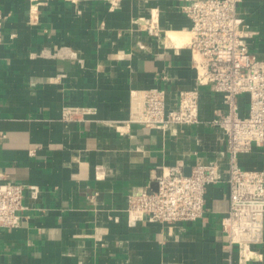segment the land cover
Here are the masks:
<instances>
[{
  "label": "crops",
  "instance_id": "1",
  "mask_svg": "<svg viewBox=\"0 0 264 264\" xmlns=\"http://www.w3.org/2000/svg\"><path fill=\"white\" fill-rule=\"evenodd\" d=\"M181 5L0 0V172L40 191L35 201L25 197L20 227L0 230V264H237L236 247L227 249L220 231L228 209L223 183L208 187L204 215L194 223L131 224L125 213L130 195L156 190L161 167L177 165L188 175L196 162L225 161L223 134L209 126L171 135L123 124L130 90L163 89L173 108L180 91L197 88L189 50L167 35L189 32ZM239 11L254 32L249 50L264 62V0H243ZM152 15L166 32L161 40L146 30ZM198 90L206 122L221 101L209 88ZM237 102L244 114L247 97ZM64 105L96 113L67 123ZM240 163L264 172V147ZM256 249L261 259L250 264H264V238Z\"/></svg>",
  "mask_w": 264,
  "mask_h": 264
},
{
  "label": "built area",
  "instance_id": "2",
  "mask_svg": "<svg viewBox=\"0 0 264 264\" xmlns=\"http://www.w3.org/2000/svg\"><path fill=\"white\" fill-rule=\"evenodd\" d=\"M181 1L179 10L190 22L191 32L190 42L183 47L190 52L197 88L180 91L173 108L168 107L163 89L130 90L128 117L123 124L126 128L139 125L171 135H176L179 127L209 126L223 134L225 161L196 162L188 175L177 165L161 167L155 179L156 190L128 197L127 221L194 223L204 215L208 187L223 183L228 194V209L220 219L225 247H236L237 264H250L261 259L256 247L264 238V172L242 169L240 158L254 148L264 147V62L249 50L248 39L254 32L239 11L243 0ZM36 12V4L30 5L31 20L36 19ZM5 21L0 9V45L1 25ZM146 30L157 40L166 37L153 15ZM14 37L11 34L9 39ZM203 87L221 101L214 117L206 122L200 117L198 89ZM240 96L247 97L244 114H240L237 102ZM95 113L94 107L64 105L61 120L83 123ZM39 193L38 187L14 183L0 172V230L20 227L26 210L25 197L35 201Z\"/></svg>",
  "mask_w": 264,
  "mask_h": 264
},
{
  "label": "bare ground",
  "instance_id": "3",
  "mask_svg": "<svg viewBox=\"0 0 264 264\" xmlns=\"http://www.w3.org/2000/svg\"><path fill=\"white\" fill-rule=\"evenodd\" d=\"M167 35L170 43L177 48L187 45L190 42V38H191L190 31L189 32L168 31Z\"/></svg>",
  "mask_w": 264,
  "mask_h": 264
}]
</instances>
